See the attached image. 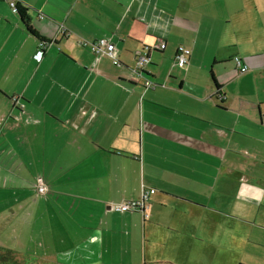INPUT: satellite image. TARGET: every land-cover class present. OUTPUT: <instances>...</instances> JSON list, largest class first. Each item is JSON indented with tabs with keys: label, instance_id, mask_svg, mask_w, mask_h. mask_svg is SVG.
<instances>
[{
	"label": "crops",
	"instance_id": "0c3cea01",
	"mask_svg": "<svg viewBox=\"0 0 264 264\" xmlns=\"http://www.w3.org/2000/svg\"><path fill=\"white\" fill-rule=\"evenodd\" d=\"M16 3L0 0V249L264 264V0ZM102 37L121 65L80 44ZM150 188L146 216L114 207Z\"/></svg>",
	"mask_w": 264,
	"mask_h": 264
},
{
	"label": "built area",
	"instance_id": "2783aa9c",
	"mask_svg": "<svg viewBox=\"0 0 264 264\" xmlns=\"http://www.w3.org/2000/svg\"><path fill=\"white\" fill-rule=\"evenodd\" d=\"M9 2L11 8L14 10L17 9V3L16 0H6ZM60 33L66 34V29L64 27H61L59 29ZM80 44L83 46H89L92 53L95 55L96 58H98L101 55H108L111 59L113 64L115 65H121V61L119 60L117 56V47L116 43L110 38V37H102L97 40H94L92 42L87 40H81ZM46 45L45 42L41 41L39 43V49L37 53L35 54V58L37 60H41L43 57V51L44 46ZM164 47V44L161 43L157 48ZM188 50L185 49L183 46L179 47L177 54L175 56V61L180 66H185L188 62L187 57ZM148 50L141 51L137 56L135 60V64L133 66L134 73L138 76H141L143 72H145V68L147 64L149 63V55ZM236 66L239 71L244 72L248 69V66L244 64L239 56H235L234 58ZM145 87H155V82L151 79L147 78L145 81ZM15 99V98H14ZM17 99V98H16ZM48 190V186L42 182H40L37 185V191L40 193H45ZM155 189H145L143 190L142 196L139 199H126L119 203H117L114 207L120 211H137L142 212L145 216L146 214V208L148 207V200L150 194L154 193Z\"/></svg>",
	"mask_w": 264,
	"mask_h": 264
},
{
	"label": "rangeland",
	"instance_id": "374dc122",
	"mask_svg": "<svg viewBox=\"0 0 264 264\" xmlns=\"http://www.w3.org/2000/svg\"><path fill=\"white\" fill-rule=\"evenodd\" d=\"M0 264H52V263L0 249Z\"/></svg>",
	"mask_w": 264,
	"mask_h": 264
},
{
	"label": "trees",
	"instance_id": "16d2710c",
	"mask_svg": "<svg viewBox=\"0 0 264 264\" xmlns=\"http://www.w3.org/2000/svg\"><path fill=\"white\" fill-rule=\"evenodd\" d=\"M156 84V83H155Z\"/></svg>",
	"mask_w": 264,
	"mask_h": 264
}]
</instances>
